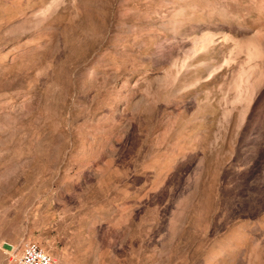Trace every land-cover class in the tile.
Returning a JSON list of instances; mask_svg holds the SVG:
<instances>
[{
    "label": "rangeland",
    "instance_id": "374dc122",
    "mask_svg": "<svg viewBox=\"0 0 264 264\" xmlns=\"http://www.w3.org/2000/svg\"><path fill=\"white\" fill-rule=\"evenodd\" d=\"M264 264V0H0V264Z\"/></svg>",
    "mask_w": 264,
    "mask_h": 264
},
{
    "label": "built area",
    "instance_id": "2783aa9c",
    "mask_svg": "<svg viewBox=\"0 0 264 264\" xmlns=\"http://www.w3.org/2000/svg\"><path fill=\"white\" fill-rule=\"evenodd\" d=\"M18 264H57V260L36 242H27L17 256Z\"/></svg>",
    "mask_w": 264,
    "mask_h": 264
}]
</instances>
